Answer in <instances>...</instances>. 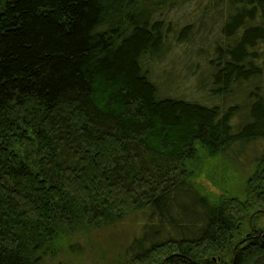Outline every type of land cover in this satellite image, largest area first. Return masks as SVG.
Here are the masks:
<instances>
[{
    "label": "trees",
    "instance_id": "obj_1",
    "mask_svg": "<svg viewBox=\"0 0 264 264\" xmlns=\"http://www.w3.org/2000/svg\"><path fill=\"white\" fill-rule=\"evenodd\" d=\"M171 35L209 56L192 94L154 73ZM203 158L251 169L238 205L198 187ZM259 210L264 0H0V264L128 222L111 264H264Z\"/></svg>",
    "mask_w": 264,
    "mask_h": 264
},
{
    "label": "rangeland",
    "instance_id": "obj_2",
    "mask_svg": "<svg viewBox=\"0 0 264 264\" xmlns=\"http://www.w3.org/2000/svg\"><path fill=\"white\" fill-rule=\"evenodd\" d=\"M191 9L184 10L181 13V19L179 20L176 14L173 15V21L178 22L181 25L192 17L196 16ZM177 31V30H176ZM174 31V34L175 32ZM172 37V38H171ZM168 37V44L165 46V52L161 57L163 64L154 65V73L161 76V83L164 88L174 90L175 78L180 89H186L187 92L193 93L196 87V81L193 75H190L192 70L196 72L200 71L203 67L206 68V59L209 56L199 55L198 51L193 50L185 53V49L175 42L173 35ZM184 49V50H183ZM193 49V48H191ZM175 78L173 79V77ZM197 76V75H196ZM202 78V77H201ZM187 84V86H183ZM194 89V90H191ZM201 169L203 175H200L195 180L199 188L210 191L215 195L226 194L225 196L230 201L235 202L238 205L237 199L242 200V194L245 190L252 188V185L246 189V180L251 178V169H239L230 167L221 159L203 158L201 163ZM250 182V181H249ZM243 202V201H239ZM255 204V203H253ZM259 214L264 216V211L259 210ZM257 224L264 225V219L260 217L257 219ZM136 226L131 222L126 223L115 231L97 235L92 241L88 242V245L82 244L80 246L81 251H77L78 254L71 256L70 259H58L61 264H111L113 263L114 255L112 249L115 245H119L122 238L129 239L137 231ZM117 241V242H116ZM124 241V240H123ZM48 264H50L48 262Z\"/></svg>",
    "mask_w": 264,
    "mask_h": 264
}]
</instances>
